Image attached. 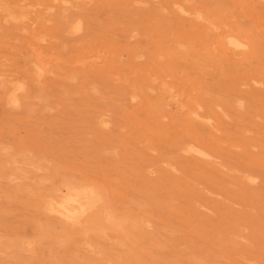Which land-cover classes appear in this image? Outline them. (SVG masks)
I'll use <instances>...</instances> for the list:
<instances>
[{
    "label": "rangeland",
    "instance_id": "rangeland-1",
    "mask_svg": "<svg viewBox=\"0 0 264 264\" xmlns=\"http://www.w3.org/2000/svg\"><path fill=\"white\" fill-rule=\"evenodd\" d=\"M0 264H264V0H0Z\"/></svg>",
    "mask_w": 264,
    "mask_h": 264
},
{
    "label": "bare ground",
    "instance_id": "bare-ground-1",
    "mask_svg": "<svg viewBox=\"0 0 264 264\" xmlns=\"http://www.w3.org/2000/svg\"><path fill=\"white\" fill-rule=\"evenodd\" d=\"M180 11H181V10H180ZM3 82H4V81H3ZM18 90H19V89H18ZM12 91H13V90H12ZM204 122H205V121H204ZM196 149H197V148H196ZM248 179H249V178H248ZM66 190H67V189H66ZM68 190H69V189H68ZM71 190H72V189H71ZM71 190H70V192H68L69 194H71V193L73 192V190H72V192H71ZM87 190H88V189H87ZM63 192H64V191H63ZM74 192L77 193V191H74ZM80 192H81V191H80ZM82 192H83V191H82ZM76 193H75V194H76ZM83 193H84V192H83ZM85 193H86V192H85ZM71 195H73V193H72ZM85 195H86V194H85ZM94 195H95V194H94ZM77 196H78V195H77ZM83 196H84V195H83ZM78 198H79V197H77V199H78ZM81 199H82V198H81ZM63 201H64V200H62V202H63ZM76 201H77V200H76ZM64 202H68V200H66V201H64ZM70 202L73 203L72 200H71ZM57 203H58V202H56V204H57ZM60 203H61V202H60ZM68 203H69V202H68ZM68 203H67V204H68ZM75 203H76V202H75ZM54 204H55V203H54ZM54 204H53V206H56V207H57V205H54ZM58 204H59V203H58ZM62 204H63V203H61V205H62ZM63 205L66 206V204H63ZM72 205H74V204H72ZM75 205H77V204H75ZM81 205H82V204H81ZM81 205H80V207H81ZM59 206H60V205H58V207H59ZM46 207H47V206H46ZM62 207H64V206H62ZM80 207H79V208H80ZM52 208H53V207H52ZM76 208H77V207H76ZM81 208H82V207H81ZM84 208H85V207H84ZM73 209H74V208H73ZM77 209H78V208H77ZM77 209H74V211H77ZM82 209H83V208H82ZM46 210H47V209H46ZM52 210H53V209H52ZM59 210H60V209H59ZM62 210H63V211H62ZM78 210H79V209H78ZM83 210H84V209H83ZM54 212H56V211H54ZM60 212H64V209L62 208V209L60 210ZM68 212H69V211H68ZM68 212L65 211L64 213H68ZM77 212H79V211H77ZM85 212H86V210H85ZM69 213H71V212H69ZM72 213H73V212H72ZM72 213H71V214H72ZM83 213H84V212H82V214H83ZM73 214H75V213H73ZM73 214H72V215H73ZM78 214H79V213H78ZM68 215H69V214H68ZM75 215L77 216V213H76ZM75 215H74V216H75ZM79 215H80V214H79ZM72 217H73V216H72ZM73 218H74V217H73Z\"/></svg>",
    "mask_w": 264,
    "mask_h": 264
}]
</instances>
